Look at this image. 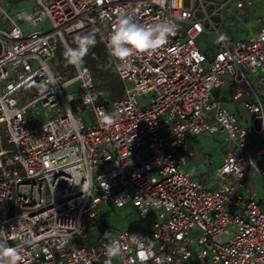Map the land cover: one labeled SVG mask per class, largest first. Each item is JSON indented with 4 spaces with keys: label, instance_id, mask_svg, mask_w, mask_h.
<instances>
[{
    "label": "built area",
    "instance_id": "2783aa9c",
    "mask_svg": "<svg viewBox=\"0 0 264 264\" xmlns=\"http://www.w3.org/2000/svg\"><path fill=\"white\" fill-rule=\"evenodd\" d=\"M12 1L0 0V128L14 145L0 133V243L17 249V264H105L110 239L122 246L112 264H264V197L252 181L264 178L253 140L264 134V14L247 37L227 32L231 20L251 30L264 0ZM121 15L171 21L175 35L121 62L107 47ZM209 28L212 52L200 45ZM86 34L101 37L124 84L110 103L88 65L52 66L59 39L72 47ZM217 89L243 102L247 125ZM203 133L220 134L224 150L218 164L204 153L206 179L187 169ZM129 203L148 231L96 224Z\"/></svg>",
    "mask_w": 264,
    "mask_h": 264
},
{
    "label": "clouds",
    "instance_id": "9594fccd",
    "mask_svg": "<svg viewBox=\"0 0 264 264\" xmlns=\"http://www.w3.org/2000/svg\"><path fill=\"white\" fill-rule=\"evenodd\" d=\"M176 26L171 21L158 22L150 25L139 24L131 16L121 15L113 25L111 34L107 38V47L110 54L121 62H128L129 58L156 50L165 45L170 36H174ZM76 47L65 45L64 57L73 64H80L89 50L95 46L94 35H82L76 37ZM105 123L111 125L115 122L112 115L105 114ZM106 238L110 233L104 234ZM122 246L117 239H110L105 245V264H112L113 258L120 256ZM19 255L17 249L6 247L0 243V264H17Z\"/></svg>",
    "mask_w": 264,
    "mask_h": 264
},
{
    "label": "rangeland",
    "instance_id": "374dc122",
    "mask_svg": "<svg viewBox=\"0 0 264 264\" xmlns=\"http://www.w3.org/2000/svg\"><path fill=\"white\" fill-rule=\"evenodd\" d=\"M14 3V6L16 8L22 7L24 5H28V6H32L33 5V0H13L12 1ZM262 6H259L258 8H260ZM209 11H211V8H208ZM257 9V8H256ZM255 11V9H254ZM198 14L200 16H203L204 14L199 11ZM213 20L218 22V17L217 16H213ZM24 26H27V24H24ZM207 27H209V25L207 24ZM50 28V27H48ZM213 28H209L205 34H203L202 39L200 40V45L203 49H208L209 47L212 48L211 52L215 49V43L218 40V36L216 35L215 32H212ZM223 31V29H222ZM95 39H96V44L94 47H92L89 50L88 55L86 56L88 61H90V63H94V64H99V63H103V62H110L112 64V60L110 55L108 54V51L106 50V47L101 39V37L99 35H95ZM100 42L103 44L104 47L103 50H100ZM72 47H76V43L72 44ZM65 50V44L63 43L62 40H58L57 42V49H56V57L54 58V60L52 61V66L61 71V72H67L68 70H74V65L69 63L63 53ZM91 51H94V54L91 55ZM112 68L113 64H112ZM207 69H209V67H207ZM115 71V70H114ZM121 91L124 92V84L123 82H121ZM119 90V91H120ZM151 94H148L146 96H140L138 99L140 101V103L142 105H145L148 103L149 98H150ZM119 97L116 96V94L111 98V100H116ZM111 101H109L110 103ZM45 120L44 117H39L37 119L38 123H41ZM256 124L258 126H260V121L258 120L256 122ZM0 133H1V137L4 143V146L7 149H13L14 145L8 142V132H7V128L6 125L1 126L0 128ZM200 143L203 147V151L212 154V159L213 161H217L220 159V157L222 156L221 153V148L222 146V136L220 134H213V135H200ZM220 152V154H219ZM187 169L189 171H195V170H203L201 168L200 165H197L195 163L194 160H190L188 165H187ZM208 173H206L207 175ZM252 181L254 182L255 186L257 187L258 191H259V197H264V178H262L259 175H254L252 178ZM107 212L106 214H104L103 216H101L99 218V220H97L96 224H98V226H100L102 229L107 230V229H121V228H132V230L138 234H142L146 231H148V229L150 228V222L148 219H142L139 217L135 207L133 206L132 203L127 204L126 206L119 208V209H115L113 206H107ZM136 221L139 222V225L136 227H132L131 225L133 223H135Z\"/></svg>",
    "mask_w": 264,
    "mask_h": 264
},
{
    "label": "crops",
    "instance_id": "0c3cea01",
    "mask_svg": "<svg viewBox=\"0 0 264 264\" xmlns=\"http://www.w3.org/2000/svg\"><path fill=\"white\" fill-rule=\"evenodd\" d=\"M216 1H221V0H216ZM259 6H262V7L258 8ZM254 9H255V11H254ZM262 14H264V4L258 5L251 10V19H252L251 20V25H252L251 30H248L245 26H239L238 27L237 26V23H238L237 20H231V28L227 29V32L229 34H231V36H233V37H247L252 31L255 32L258 30L259 25L255 23V19L257 17L261 16ZM201 39H202V37H201ZM216 94L221 96L223 98V100L225 101L226 105L228 106V108L231 109L232 111L236 112L239 116L240 121L243 124L247 125V118L249 117L250 113L244 108L243 102L235 103V102L231 101L228 97L227 92H223L221 89H217ZM200 135L202 136V134H200ZM200 135L196 136L193 140V145L195 148V156L193 157L192 160H194L197 165H200L202 170L204 167V170L201 171L198 169V170L192 171V173H194L196 176H198L201 179H206L207 171H206V167L204 166V153H205V151H203V147L200 143ZM203 135H213V134L203 133ZM253 140L256 143L264 145V134H262L260 136L259 135L254 136ZM221 153H222V156L220 157L219 160L214 162L215 164L220 163L224 157L223 147L221 148ZM219 154H220V152H219ZM210 155L212 156V154H210Z\"/></svg>",
    "mask_w": 264,
    "mask_h": 264
},
{
    "label": "trees",
    "instance_id": "16d2710c",
    "mask_svg": "<svg viewBox=\"0 0 264 264\" xmlns=\"http://www.w3.org/2000/svg\"><path fill=\"white\" fill-rule=\"evenodd\" d=\"M103 44L100 42V50H103ZM91 55L94 54V51L90 52ZM208 57H211L210 53H207ZM91 68L93 74V80L98 88L100 101L104 103H109L112 101L111 98L116 94L117 97L123 96V91L121 88V79L118 74L112 68L111 61L103 62L99 64H92L88 61L87 57H84L83 62ZM120 90V91H119Z\"/></svg>",
    "mask_w": 264,
    "mask_h": 264
}]
</instances>
